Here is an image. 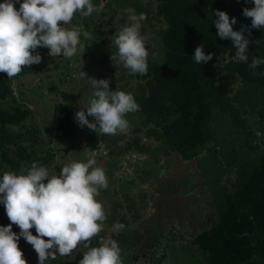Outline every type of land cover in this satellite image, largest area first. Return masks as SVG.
Listing matches in <instances>:
<instances>
[{
	"label": "rangeland",
	"instance_id": "obj_1",
	"mask_svg": "<svg viewBox=\"0 0 264 264\" xmlns=\"http://www.w3.org/2000/svg\"><path fill=\"white\" fill-rule=\"evenodd\" d=\"M3 2L5 0H0V3ZM92 3L96 6V11L91 16L82 17L77 14L71 25H68L70 28L80 26L82 31L92 34L91 40L84 41L85 55L80 52L71 59L62 55L52 58L49 49L38 48L36 52L42 56V62L25 67L11 79L17 104L28 103L29 107L35 110L33 119L42 130L44 129V136L51 140L50 146L46 148L52 149L53 156L49 163L43 166L48 167L50 174H59L61 167L66 163L86 162V153L82 152L85 146L96 151L97 166L105 169L109 187L101 190L97 198L103 204L107 218L103 231L87 242L90 247L100 245L101 240H116L118 237L117 241L125 246L121 248L123 264H154L155 259L163 257L165 259L161 264H203V255L192 244L193 238L208 228L210 224L206 223L207 213L214 207L218 209L224 191L234 186V150L239 151L243 143L246 155L252 158L258 157L263 151L262 126L258 125L259 119L256 115L248 116L247 113L243 117L247 118L251 136L246 132L236 134L237 130L229 124V118L215 113L209 123V128L214 133L209 156L196 160L195 170L189 164L192 161L183 163L189 165L191 173H188L186 168L181 177L178 175L180 167L178 166L176 172L177 169L173 171L172 166L171 171L167 170L165 175V187L162 184L163 171L170 164L180 165L181 159L174 158L173 155L165 157L159 149L160 143L150 137V127L140 126L141 131L134 132L137 124H140L139 110L127 115L130 127L126 133L115 136L99 135L86 126L81 128L75 122L76 134L73 138L64 141L56 139L51 121L55 105L61 102L72 105L76 113L85 109L92 98L91 86L86 80L77 78L82 69L89 77L110 80V89L113 91L119 89L132 93L134 98L139 93L146 92L144 82L138 81L130 74L124 77L122 71H129L122 65L115 66L111 60L112 53L117 51L114 36L128 23L126 9L131 8L136 14L147 15V20L142 22L141 33L147 38L145 43L149 50L148 64L156 59L160 46L162 47L157 32L164 27V23L156 16V4L151 0H92ZM135 4H138V9ZM19 7L20 5L16 4L17 10ZM81 39L83 40V37ZM240 87L241 85L235 87L232 94H236ZM92 119L89 117L90 122ZM137 139L141 140V145L151 147L154 153L137 152ZM244 142L257 146V153ZM236 154L238 155V152ZM196 170L199 173H196ZM172 174L176 176L171 177ZM148 175L151 177L148 178ZM143 178H148L147 182H143ZM134 210L135 213L131 212ZM138 212L143 215L142 220L132 219V213L135 215ZM120 216L124 218L126 227L115 230L113 223H117ZM9 224L2 204L0 226ZM12 228L19 234L18 226L12 225ZM129 228L137 229L138 232ZM31 231L33 235H37L35 228ZM18 245L28 264H39L38 254L26 240L21 237ZM87 249L81 244L70 255H57L56 260L46 261L45 264H79Z\"/></svg>",
	"mask_w": 264,
	"mask_h": 264
},
{
	"label": "trees",
	"instance_id": "obj_2",
	"mask_svg": "<svg viewBox=\"0 0 264 264\" xmlns=\"http://www.w3.org/2000/svg\"><path fill=\"white\" fill-rule=\"evenodd\" d=\"M151 2L156 4L155 14L164 23L157 32L162 47L156 59L148 64L147 75H132L147 88L135 98L140 124L134 132H140L142 126L150 127L149 135L160 143L159 149L165 157L173 155L183 162L209 156L214 138L209 123L215 113L229 118L236 134L246 132L248 136L251 132L243 115H256L264 132V76L254 74L249 67L253 56L264 58V28L251 29V36L244 33L252 43L248 49L249 61L243 63L234 58L232 41L221 39L213 23L214 13L219 10L237 20L234 31L251 28V18L243 15L244 8L254 7L251 0ZM135 5L138 9V4ZM201 44L205 54L215 53L206 64H197L193 59L195 49ZM255 71L264 72V65ZM125 72L122 71L124 77L129 74ZM236 85L241 87L233 95ZM34 112L28 103L17 104L11 80L0 73V179L5 172L19 174L22 165L30 168L36 162L43 166L52 158V149L46 148L51 140L36 124ZM51 121L56 139L64 141L75 136L74 106L56 104ZM140 142L136 140L137 152L154 153ZM246 144L257 153V146ZM240 147L233 155L236 176L233 188L224 191L218 209L214 207L206 215V223L210 225L192 241L203 255V264H264V149L252 158L246 155L243 143ZM148 178L142 181L147 182ZM141 215L132 213V219L142 220ZM122 218L117 219L124 224ZM161 259L153 263L161 264L165 257Z\"/></svg>",
	"mask_w": 264,
	"mask_h": 264
},
{
	"label": "clouds",
	"instance_id": "obj_3",
	"mask_svg": "<svg viewBox=\"0 0 264 264\" xmlns=\"http://www.w3.org/2000/svg\"><path fill=\"white\" fill-rule=\"evenodd\" d=\"M254 7L244 8L243 15L251 18V28L234 31L237 23L226 12L215 11L214 25L221 39L231 40L235 48V59L248 63V49L252 41L251 29L264 28V0H251ZM19 4V10L16 8ZM96 11L92 0H5L0 3V73H6L11 80L25 67L38 65L42 56L38 48L49 49L52 58L63 56L71 59L85 51L84 41L91 40L92 34L82 31L80 26L71 25L80 14L89 17ZM128 23L114 36L117 48L112 53L113 64L122 65L130 75H147L149 50L146 37L142 35L145 13L136 14L126 9ZM83 37V40L81 39ZM257 41L256 43H258ZM36 52L35 55L33 53ZM215 53L205 54L204 44L195 49L194 61L206 64ZM264 65V58L253 56L249 67L254 74ZM77 78L86 80L91 86L92 98L85 109L75 113V122L99 135L126 133L130 122L129 113L139 110L132 93L110 89V80L89 77L83 69ZM89 117H92L90 122ZM86 162L73 161L61 167L59 174H50L48 167L33 162L30 168L21 166L19 174L5 172L0 179V204H3L10 221L0 226V264H28L20 250L21 237L38 254L39 264L56 260L57 255L68 256L81 244L88 250L79 264H123L122 250L114 239L101 240L100 246L90 247V242L103 231L106 211L98 201L101 190L109 187L104 168L97 166L96 151L87 146ZM46 181V183H45ZM12 225L18 226L19 234ZM115 230L125 226L119 222ZM35 228L37 235L31 229ZM47 238V239H45Z\"/></svg>",
	"mask_w": 264,
	"mask_h": 264
},
{
	"label": "flooded vegetation",
	"instance_id": "obj_4",
	"mask_svg": "<svg viewBox=\"0 0 264 264\" xmlns=\"http://www.w3.org/2000/svg\"><path fill=\"white\" fill-rule=\"evenodd\" d=\"M183 163H185V162L181 161V164H180V165H178L177 163H175L174 165H173V164H170V165L168 166V168H167L166 170L163 171V174H162V176H163V177H162V178H163V183H162V184H163L164 187H165L166 184H167V183H166V180H165V175H166V173H167L168 171H171V167H172V166H173V171H174V169H177L178 166L180 167V168H179V171H180V172H179V174H178V175H180V177H181V175H182L183 170L185 171L186 168L189 170L188 173H191V171H190V169H189V165L187 166V165H184ZM139 167H141V166H139ZM167 170H168V171H167ZM175 171L177 172L178 169L175 170ZM174 176H176V175H173V174H172L171 177H174ZM148 177H151V176L148 175ZM180 177H179V178H180ZM179 178H178V179H179ZM178 179H176V180L179 181ZM212 210H213V209H212ZM209 212H212V211L209 210ZM209 212H208V213H209ZM134 230H136V232H138L137 229H134Z\"/></svg>",
	"mask_w": 264,
	"mask_h": 264
},
{
	"label": "water",
	"instance_id": "obj_5",
	"mask_svg": "<svg viewBox=\"0 0 264 264\" xmlns=\"http://www.w3.org/2000/svg\"><path fill=\"white\" fill-rule=\"evenodd\" d=\"M199 158H196V159H194L192 162H190L189 164L192 166V168L195 170L196 169V167L194 166L195 165V162H196V160H198ZM196 173H199V172H197V170L195 171Z\"/></svg>",
	"mask_w": 264,
	"mask_h": 264
}]
</instances>
